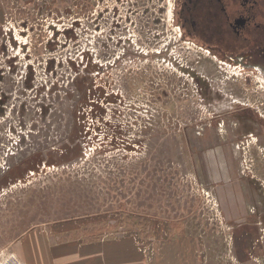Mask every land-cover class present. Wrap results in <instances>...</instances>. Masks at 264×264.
Here are the masks:
<instances>
[{"label": "rangeland", "instance_id": "obj_1", "mask_svg": "<svg viewBox=\"0 0 264 264\" xmlns=\"http://www.w3.org/2000/svg\"><path fill=\"white\" fill-rule=\"evenodd\" d=\"M173 4L4 0L0 264H19L32 232L149 264L185 253L192 264H264L239 230L259 216L232 205L240 170L215 165L223 149H199L210 115L264 112V72L170 47Z\"/></svg>", "mask_w": 264, "mask_h": 264}, {"label": "flooded vegetation", "instance_id": "obj_2", "mask_svg": "<svg viewBox=\"0 0 264 264\" xmlns=\"http://www.w3.org/2000/svg\"><path fill=\"white\" fill-rule=\"evenodd\" d=\"M173 10V20L177 22L179 31L167 34L171 36L170 47L175 42L188 50L191 45L197 49L200 47L206 53L205 58L212 55L211 60L221 70H226L224 64L229 63L233 65L230 70L237 71V66H243L264 72V0H174ZM164 35L162 32L159 38ZM156 38L154 36L152 40L155 46L159 43ZM174 60L172 58L170 62L174 63ZM253 108L237 105L232 110L205 118L204 123L211 134L201 135L199 149H223L224 152L219 151L220 158L214 162L215 165L232 164L240 170L234 181L236 199L232 205L240 213L249 214L250 222L253 215L259 216V221L258 217L253 218L251 229L243 225L239 230L245 232L247 229L245 234L253 247L251 258H264V254H257L261 248L264 251V112ZM233 145L235 154L230 151ZM223 177L228 179L229 174ZM245 191L249 194V202ZM245 206L248 207L247 212ZM239 243L241 241L238 242L235 234L236 251L240 250Z\"/></svg>", "mask_w": 264, "mask_h": 264}, {"label": "crops", "instance_id": "obj_3", "mask_svg": "<svg viewBox=\"0 0 264 264\" xmlns=\"http://www.w3.org/2000/svg\"><path fill=\"white\" fill-rule=\"evenodd\" d=\"M4 0H0V24L3 20ZM60 243V242H59ZM18 251L21 258L19 264H149L148 260L139 256L114 254L112 257L97 254L93 249L81 248L79 244L72 241L56 244L45 237L43 234L31 233L27 235L19 244ZM18 247V248H19ZM186 258L179 261L180 264H192V259L188 254ZM15 262H16V258ZM159 264H174L176 261L170 258L158 260ZM157 263V264H158ZM152 264H156L153 260Z\"/></svg>", "mask_w": 264, "mask_h": 264}, {"label": "trees", "instance_id": "obj_4", "mask_svg": "<svg viewBox=\"0 0 264 264\" xmlns=\"http://www.w3.org/2000/svg\"><path fill=\"white\" fill-rule=\"evenodd\" d=\"M114 137H115V136H114ZM85 138H86V137H85ZM98 154H101V153H100V151H99V153H98ZM82 156H83V155H82Z\"/></svg>", "mask_w": 264, "mask_h": 264}]
</instances>
